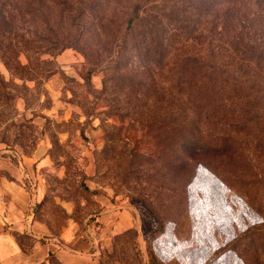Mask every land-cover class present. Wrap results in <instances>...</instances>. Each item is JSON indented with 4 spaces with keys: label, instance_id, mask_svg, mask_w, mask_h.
<instances>
[{
    "label": "rangeland",
    "instance_id": "obj_1",
    "mask_svg": "<svg viewBox=\"0 0 264 264\" xmlns=\"http://www.w3.org/2000/svg\"><path fill=\"white\" fill-rule=\"evenodd\" d=\"M167 45L197 83L171 134ZM7 182L96 264H264V0H0Z\"/></svg>",
    "mask_w": 264,
    "mask_h": 264
},
{
    "label": "crops",
    "instance_id": "obj_2",
    "mask_svg": "<svg viewBox=\"0 0 264 264\" xmlns=\"http://www.w3.org/2000/svg\"><path fill=\"white\" fill-rule=\"evenodd\" d=\"M5 189L12 193L9 207L17 208L19 215L15 218L4 215L5 208L0 202V264H96L90 232L63 231L58 236H48L49 231H31L30 221L28 224L20 221L28 205L24 189L9 182ZM5 189L0 186V191L8 195ZM19 194L25 196L20 208L15 206Z\"/></svg>",
    "mask_w": 264,
    "mask_h": 264
},
{
    "label": "trees",
    "instance_id": "obj_3",
    "mask_svg": "<svg viewBox=\"0 0 264 264\" xmlns=\"http://www.w3.org/2000/svg\"><path fill=\"white\" fill-rule=\"evenodd\" d=\"M131 22V21H130ZM126 33L128 30L126 29ZM125 33V34H126ZM157 46L150 45L146 52L151 54ZM171 46L167 45L160 53L159 60H154L156 66L161 65L167 74L166 87L163 93L159 96V102L165 105V125L170 129V134L173 131H179L178 125L181 124V120L184 115V102L183 95L191 93L192 90L197 87V83L194 81L195 77V62L193 58L173 55ZM190 109L194 108V102L188 100Z\"/></svg>",
    "mask_w": 264,
    "mask_h": 264
}]
</instances>
